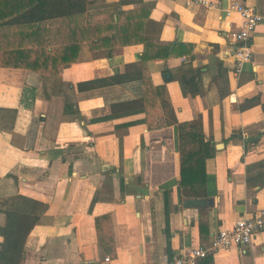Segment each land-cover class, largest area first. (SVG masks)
I'll list each match as a JSON object with an SVG mask.
<instances>
[{"label": "crops", "instance_id": "1", "mask_svg": "<svg viewBox=\"0 0 264 264\" xmlns=\"http://www.w3.org/2000/svg\"><path fill=\"white\" fill-rule=\"evenodd\" d=\"M87 1V14L96 15L121 0ZM205 1L210 6L128 0L120 10L150 5L144 37L191 46L190 55L151 62L148 71L152 86L164 84L176 122L199 121L203 140L213 145L205 161L209 208L181 207L177 127L146 129L139 82L76 88L123 76L126 65L139 63L142 45L108 56L82 46L59 79L0 69V228L4 211L37 217L20 264H169L164 197L171 259L264 210V189L245 186V167L264 163V0H238L262 20L248 41L251 58L236 77L229 33L241 19L226 14L231 0ZM164 70L175 80L164 83ZM237 131L242 139L259 138L244 152L241 139H230ZM199 213L206 215L202 240ZM105 216L113 252L97 245L94 219ZM196 264H264V229L249 245Z\"/></svg>", "mask_w": 264, "mask_h": 264}, {"label": "trees", "instance_id": "2", "mask_svg": "<svg viewBox=\"0 0 264 264\" xmlns=\"http://www.w3.org/2000/svg\"><path fill=\"white\" fill-rule=\"evenodd\" d=\"M128 0L112 5V11L88 15L92 6L87 0H0V69L23 70L43 77L59 79L63 68L79 59L82 46L92 53H109L118 48L142 45L137 65H126L123 76L108 80H94L76 85L77 90L100 85L122 84L125 80L139 82L143 89L144 124L147 130L171 125L177 127L179 172L178 186L184 197H205V161L213 156V145L204 141L199 121L177 123L164 84L152 86L148 64L190 55L191 46L175 42H160L144 37V29L151 6L122 11ZM164 83L175 80L169 71H163ZM181 93L186 96L180 79ZM251 101V100H250ZM247 103H252V102ZM160 110V114L156 109ZM241 139L243 150L255 144L259 135L241 138L240 132L230 139ZM245 186L264 189V163L259 161L245 167ZM164 206V233L166 256L168 248V222L166 198ZM0 228V264H20L23 244L37 222L34 215L15 210L3 212ZM206 215H198L199 239L204 237ZM102 225V226H101ZM107 227V228H106ZM97 245L105 252H113L111 222L108 216L94 219ZM205 248V247H202ZM210 255V254H208ZM207 256V255H206Z\"/></svg>", "mask_w": 264, "mask_h": 264}, {"label": "built area", "instance_id": "3", "mask_svg": "<svg viewBox=\"0 0 264 264\" xmlns=\"http://www.w3.org/2000/svg\"><path fill=\"white\" fill-rule=\"evenodd\" d=\"M186 5L210 6L205 0H186ZM228 13H236L241 23L237 31L229 33V38L234 44L232 57L234 58L231 75L236 77L243 64L251 58L250 45L248 43L255 27L260 23L262 17L252 9L245 7L238 0H231L228 6ZM264 229V210L248 217L237 218L232 227L227 230H219L205 247L189 249L184 254L172 257L169 264H196L208 254H215L221 250L241 248L251 243L256 234Z\"/></svg>", "mask_w": 264, "mask_h": 264}, {"label": "water", "instance_id": "4", "mask_svg": "<svg viewBox=\"0 0 264 264\" xmlns=\"http://www.w3.org/2000/svg\"><path fill=\"white\" fill-rule=\"evenodd\" d=\"M212 206V200L209 198L188 197L181 201V207L184 209H204Z\"/></svg>", "mask_w": 264, "mask_h": 264}]
</instances>
